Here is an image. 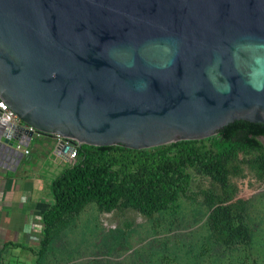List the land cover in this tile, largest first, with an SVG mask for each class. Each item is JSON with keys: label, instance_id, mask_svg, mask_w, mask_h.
I'll list each match as a JSON object with an SVG mask.
<instances>
[{"label": "water", "instance_id": "obj_1", "mask_svg": "<svg viewBox=\"0 0 264 264\" xmlns=\"http://www.w3.org/2000/svg\"><path fill=\"white\" fill-rule=\"evenodd\" d=\"M0 100L21 121L2 161L34 134L142 150L264 125V0H0Z\"/></svg>", "mask_w": 264, "mask_h": 264}, {"label": "rangeland", "instance_id": "obj_2", "mask_svg": "<svg viewBox=\"0 0 264 264\" xmlns=\"http://www.w3.org/2000/svg\"><path fill=\"white\" fill-rule=\"evenodd\" d=\"M228 169L225 187L194 176V197L180 194L151 216L90 203L53 228L43 254L37 245L10 264H264V174L242 155ZM216 206L230 213L222 234L209 221Z\"/></svg>", "mask_w": 264, "mask_h": 264}, {"label": "trees", "instance_id": "obj_3", "mask_svg": "<svg viewBox=\"0 0 264 264\" xmlns=\"http://www.w3.org/2000/svg\"><path fill=\"white\" fill-rule=\"evenodd\" d=\"M239 155L264 174L263 124L235 121L209 138L154 149L81 145L74 163L51 181L52 203L41 217L37 254L48 248L54 227L67 223L90 203L106 213L134 210L151 216L168 208L180 194L194 197V176L225 187L228 165ZM229 217L228 208L216 206L209 217L213 232L222 234Z\"/></svg>", "mask_w": 264, "mask_h": 264}, {"label": "crops", "instance_id": "obj_4", "mask_svg": "<svg viewBox=\"0 0 264 264\" xmlns=\"http://www.w3.org/2000/svg\"><path fill=\"white\" fill-rule=\"evenodd\" d=\"M17 150L19 157L0 160V264L29 256L39 245L41 217L52 203L51 181L70 164L55 137L34 134Z\"/></svg>", "mask_w": 264, "mask_h": 264}, {"label": "built area", "instance_id": "obj_5", "mask_svg": "<svg viewBox=\"0 0 264 264\" xmlns=\"http://www.w3.org/2000/svg\"><path fill=\"white\" fill-rule=\"evenodd\" d=\"M2 117H5V120H7L10 124L14 126L21 124V121L14 114V112L2 100H0V119H2ZM29 129L32 130L31 128ZM55 138L57 140V145H58V142L64 141L65 144L70 146V151L67 152L66 154H67L68 161L70 162V164H73L76 158V151L78 149L77 143L72 140L71 141L65 140L60 136H55ZM23 153L27 155L29 151L25 149Z\"/></svg>", "mask_w": 264, "mask_h": 264}]
</instances>
